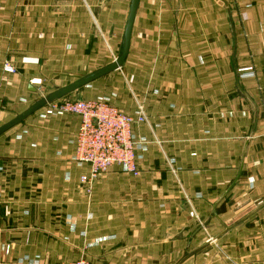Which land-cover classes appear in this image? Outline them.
Masks as SVG:
<instances>
[{"label":"crops","instance_id":"1","mask_svg":"<svg viewBox=\"0 0 264 264\" xmlns=\"http://www.w3.org/2000/svg\"><path fill=\"white\" fill-rule=\"evenodd\" d=\"M131 2L13 0V35L113 56ZM15 79L0 104L23 97ZM76 93L144 106L141 174L113 167L88 193L79 116L35 113L0 136V264H264V0H139L124 65Z\"/></svg>","mask_w":264,"mask_h":264},{"label":"rangeland","instance_id":"2","mask_svg":"<svg viewBox=\"0 0 264 264\" xmlns=\"http://www.w3.org/2000/svg\"><path fill=\"white\" fill-rule=\"evenodd\" d=\"M12 4L13 0H0V67H2L5 74L2 76L0 74V99L4 98V95H10L9 89L3 87V84H10L11 79L13 80L14 78H16L15 81L18 80V83L21 85L23 97L14 104H0V108L4 111L0 120V127L27 110L37 101L111 64L120 54L118 51L117 53L115 52L113 56L108 57H85L82 61L80 58H77L79 61L76 63L74 60L76 56L70 55L68 51L64 54L62 50L53 49L54 51L50 52V50H52L51 45H46L45 42L17 40L12 30ZM247 7L249 8V5ZM246 17L248 16L246 15ZM7 21H10L9 25ZM248 38L249 34L244 33V39L246 40L244 41V49L245 51H249V55L246 66L240 68L239 78L241 80L254 79L257 75L254 67V56L251 52V42L247 41ZM54 45L53 46L57 49V44ZM45 50L47 51L45 52ZM96 61L99 65L94 64ZM6 62L14 68V73H5L3 66H5ZM33 82H37V85L33 84ZM28 84L35 89L34 93L26 90ZM76 94L75 92L66 97V99L77 100L75 97ZM137 112L138 110H136L134 114L129 115L135 116ZM36 114L39 116L40 120L43 121L55 117L51 115V107L49 106L42 108ZM243 115L245 116L246 114ZM18 128L23 129L22 134H28V127L26 125H22ZM21 137L23 136H20V139ZM139 140L142 144L136 151L137 164L143 159L142 153L147 151L146 148L148 145L146 138L139 136ZM139 172L141 174L140 169ZM229 240L239 241L240 233H238V235H232Z\"/></svg>","mask_w":264,"mask_h":264},{"label":"built area","instance_id":"3","mask_svg":"<svg viewBox=\"0 0 264 264\" xmlns=\"http://www.w3.org/2000/svg\"><path fill=\"white\" fill-rule=\"evenodd\" d=\"M4 71L14 73V68L5 63ZM37 85V82H33ZM112 96H102L93 100H67L63 98L47 106L51 107L52 116L74 114L80 118V127L74 145L73 162L78 167L88 166L89 172L81 177V182L88 186L103 177L111 168L119 167L126 174L139 176L136 151L141 142L134 128L146 122L143 105L138 106L135 116L126 114L113 103ZM71 223L73 219H71ZM71 264H89L80 260Z\"/></svg>","mask_w":264,"mask_h":264},{"label":"water","instance_id":"4","mask_svg":"<svg viewBox=\"0 0 264 264\" xmlns=\"http://www.w3.org/2000/svg\"><path fill=\"white\" fill-rule=\"evenodd\" d=\"M222 3V0H219ZM138 2L139 0H132L131 2V8H130V13L128 16V21L126 25V30L122 42V50L118 58L113 61L111 64L79 79L78 81L71 83L70 85L61 88L54 93L48 95L47 97L37 101L35 104H33L31 107H29L27 110L16 116L14 119L9 121L8 123L4 124L3 126L0 127V136L3 134L7 133L11 129L15 128L16 126L20 125L23 123L26 119L40 111L42 108L46 107L47 105L56 102L58 100H61L63 98L68 97L69 95L79 91L82 88H85L92 84L93 82L104 78L111 73L119 70L125 63L126 58L129 53V48H130V43H131V35H132V29L136 17V12L138 8ZM31 91H35L33 87H29ZM258 209L255 210V212ZM230 228H227L229 230ZM217 238H213L209 241V243L215 241Z\"/></svg>","mask_w":264,"mask_h":264}]
</instances>
